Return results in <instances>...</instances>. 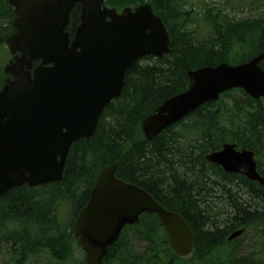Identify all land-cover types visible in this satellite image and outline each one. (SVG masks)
<instances>
[{"label": "trees", "instance_id": "trees-1", "mask_svg": "<svg viewBox=\"0 0 264 264\" xmlns=\"http://www.w3.org/2000/svg\"><path fill=\"white\" fill-rule=\"evenodd\" d=\"M105 4L117 11L149 4L168 30L170 51L162 58L146 57L127 71L121 96L104 110L94 136L71 146L61 182L23 186L0 196V249L6 248L10 264H39L40 255L51 264H64L77 247L73 225L96 176L116 164L117 179L141 188L186 221L194 250L188 258L176 257L156 216L143 214L138 225L123 229L103 264H264V188L205 160L224 144H235L254 153L264 177V98L253 100L239 89L223 93L149 142L140 128L162 103L188 89L189 71L238 65L264 51V0ZM244 11L252 14L235 18ZM78 18L76 6L70 34ZM12 20V8L0 0V89L8 77L3 68L11 55L4 42L14 33ZM260 67L264 71V61ZM129 230L144 242L143 253L125 243ZM237 230H244L242 236L251 234L258 249L236 255L242 236L230 242L227 238Z\"/></svg>", "mask_w": 264, "mask_h": 264}, {"label": "water", "instance_id": "water-1", "mask_svg": "<svg viewBox=\"0 0 264 264\" xmlns=\"http://www.w3.org/2000/svg\"><path fill=\"white\" fill-rule=\"evenodd\" d=\"M3 1L12 8L14 33L4 42L12 58L3 68L8 77L0 89V196L61 182L71 146L94 136L104 110L121 96L127 71L146 57L167 55L171 43L149 4L117 13L105 0ZM76 6L79 24L70 34ZM263 61L264 51L238 65L189 71L188 89L141 122L145 139L231 90L264 98ZM205 160L264 188L250 150L227 143ZM115 171L111 164L98 173L75 219L73 237L83 264H103L123 229L138 225L143 214L156 216L176 257H190L194 240L186 221L141 188L117 179ZM243 232H233L227 241Z\"/></svg>", "mask_w": 264, "mask_h": 264}, {"label": "rangeland", "instance_id": "rangeland-1", "mask_svg": "<svg viewBox=\"0 0 264 264\" xmlns=\"http://www.w3.org/2000/svg\"><path fill=\"white\" fill-rule=\"evenodd\" d=\"M219 1L220 0H212V2H219ZM107 7L110 8L109 6ZM251 14L247 11H244L235 14V18L243 19L246 18L247 16H250ZM124 241L125 243L129 241L128 244L131 243L129 246L133 252L137 254L143 253L145 247L144 242L135 235V232L133 230H129L126 232ZM257 249L258 246L255 244V240L253 236L251 234H246L241 237L238 248L235 251V254L239 256H245L252 250H257ZM71 251H72L71 255L67 258V261L66 260L64 261V264H79V261L83 260V254L81 253L80 249L78 247L73 246L71 248ZM40 257L41 259L39 260V264H43L46 262L50 264L52 263V261H50L46 255H40ZM8 260L9 259L7 258L6 248L4 247L3 249H0V264H10Z\"/></svg>", "mask_w": 264, "mask_h": 264}, {"label": "flooded vegetation", "instance_id": "flooded-vegetation-1", "mask_svg": "<svg viewBox=\"0 0 264 264\" xmlns=\"http://www.w3.org/2000/svg\"><path fill=\"white\" fill-rule=\"evenodd\" d=\"M118 13H120V11H118ZM78 24H79V22H78ZM78 24H77V25H78ZM197 109H198V108H197ZM194 111H195V110H194ZM194 111H193V112H194ZM193 112L189 113L186 117L182 118L179 122L175 123L174 125L180 123L182 120H184L185 118H187V117H188L190 114H192ZM174 125H172V126H174ZM170 127H171V126H170ZM168 128H169V127H168ZM166 129H167V128H166ZM163 131H164V130H163ZM159 134H160V133H159ZM159 134H158V135H159ZM144 138H145V137H144ZM153 138H154V137H153ZM145 140H146V139H145ZM146 141H147V140H146ZM149 141H150V140H149ZM149 141H148V142H149ZM237 150H240V149H237ZM260 176H261V175H260ZM261 177H262V176H261ZM263 178H264V177H263ZM243 231H244V230H243ZM241 236H242V235H241ZM241 236H240V237H241ZM238 238H239V237H238Z\"/></svg>", "mask_w": 264, "mask_h": 264}]
</instances>
